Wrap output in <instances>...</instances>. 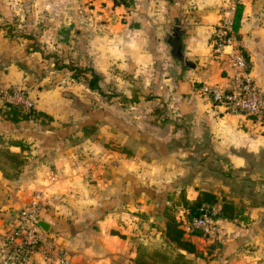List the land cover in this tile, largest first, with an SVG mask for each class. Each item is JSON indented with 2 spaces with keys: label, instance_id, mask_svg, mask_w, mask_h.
Wrapping results in <instances>:
<instances>
[{
  "label": "crops",
  "instance_id": "obj_1",
  "mask_svg": "<svg viewBox=\"0 0 264 264\" xmlns=\"http://www.w3.org/2000/svg\"><path fill=\"white\" fill-rule=\"evenodd\" d=\"M231 3L0 0V90H24L52 118H0V135L28 145L18 178L0 171V249L17 212L39 202L46 238L72 264H131L139 241L164 238L168 206L184 218L176 203L206 190L218 198L211 207L218 233L203 236L183 224L206 264H264V185L230 180L262 179L264 111L225 113L197 93L203 84L227 86L231 47L221 55L213 43ZM241 3L238 47L264 92V0ZM174 30L193 66L167 58L161 41ZM70 63L92 68L101 91L74 78ZM32 68L40 75L30 76ZM124 69L132 76L123 83ZM109 81L114 92L105 95ZM223 201L238 218L218 216ZM29 264L49 263L38 251Z\"/></svg>",
  "mask_w": 264,
  "mask_h": 264
},
{
  "label": "built area",
  "instance_id": "obj_2",
  "mask_svg": "<svg viewBox=\"0 0 264 264\" xmlns=\"http://www.w3.org/2000/svg\"><path fill=\"white\" fill-rule=\"evenodd\" d=\"M82 1L89 6L97 0ZM236 3H241V0H232L231 6L222 10L213 43L214 50L221 55L224 47H231L230 51L226 52L228 68L231 70L227 86L203 84L197 93L212 107L219 108L222 112L261 116L264 111V92L251 75L248 62L238 47L237 34L233 28ZM5 104L21 106L24 110L34 108L33 99L21 89L0 90V106ZM41 210L39 202H32L17 212L12 230L5 236L0 249L5 264H29L32 254L38 251L42 252L43 258L49 264H72L62 250L55 249L38 225ZM212 215L204 213L190 222L182 219L187 230H198L203 236L210 237L218 233V225Z\"/></svg>",
  "mask_w": 264,
  "mask_h": 264
},
{
  "label": "trees",
  "instance_id": "obj_3",
  "mask_svg": "<svg viewBox=\"0 0 264 264\" xmlns=\"http://www.w3.org/2000/svg\"><path fill=\"white\" fill-rule=\"evenodd\" d=\"M129 2L130 0L114 1L117 5L123 4L125 6H128ZM243 8L242 3H236L233 25L236 34L240 27ZM65 67L72 72L74 78H84L91 90L101 91L99 84L101 77L92 68H83L73 63L67 64ZM0 118L13 123L34 120L46 124L52 120L49 115L35 108L24 110L21 106L12 104L0 106ZM92 130L93 126L83 129V131H87L86 133H91ZM13 147L17 148V150H13ZM27 150L28 145L22 140L6 138L0 135V171L4 178L9 180L18 178L22 166L27 160V154L25 153ZM217 200L218 198L214 193L200 190L195 199L188 200L183 197L176 204L182 205L187 210L184 221L190 222L204 213L211 214V207ZM164 216L166 217L162 230L164 238H148L146 243L139 241L136 244V256L131 264H195L193 259L189 258L187 254H194L196 258H204L196 249L195 244L186 236L187 230L183 228L184 221L182 218L175 216L171 206L167 207ZM218 216L223 219L233 220L239 217V211L231 202L223 201ZM212 217L215 218V215H212ZM152 226L155 225L152 224ZM193 232L201 233L198 230H193Z\"/></svg>",
  "mask_w": 264,
  "mask_h": 264
},
{
  "label": "water",
  "instance_id": "obj_4",
  "mask_svg": "<svg viewBox=\"0 0 264 264\" xmlns=\"http://www.w3.org/2000/svg\"><path fill=\"white\" fill-rule=\"evenodd\" d=\"M169 45L171 46L170 54L172 57L176 58L178 61L183 62L187 66H193L192 62L184 57L182 53V43L180 39V33L176 30L172 31V33L169 35V38L167 40ZM261 180H254L250 178H241V179H231V181H237V182H247L252 186L255 185H264V172L262 173ZM153 222L161 223L165 221V218L162 216H153L151 218ZM38 225L44 232H49L50 226L47 222L40 220L38 221ZM201 264H206V262H202Z\"/></svg>",
  "mask_w": 264,
  "mask_h": 264
},
{
  "label": "rangeland",
  "instance_id": "obj_5",
  "mask_svg": "<svg viewBox=\"0 0 264 264\" xmlns=\"http://www.w3.org/2000/svg\"><path fill=\"white\" fill-rule=\"evenodd\" d=\"M161 43L163 44V45H165V52H166V54H167V58L168 57H172L171 56V54H170V49H171V46L169 45V43L167 42V40L165 39V40H162L161 41ZM160 53L162 52V51H159ZM175 61H178L176 58H174V57H172ZM181 63V62H180ZM183 64V63H182ZM43 69H45V68H43ZM30 72H32V74H30V76H32V77H34V76H38V75H40V73H37V72H35L34 70H33V68L32 69H30L29 70ZM121 73V77H122V81H123V83L126 81V80H128L129 78L128 77H130V76H132L131 75V73L129 72V69H124V71H121L120 72ZM128 74H130V75H128ZM141 74V73H140ZM43 77H46V76H43ZM134 80H136L137 79V77H135V78H133ZM102 80V79H101ZM138 81L140 82V83H142L143 82V78H141V76L138 74ZM112 85H113V83H111L110 81L109 82H107V83H105V87L103 88L107 93H105V95H111V94H113V92H114V90L113 89H111V87H112ZM102 89V90H103ZM11 90H13V89H11ZM149 97H153V95H151V96H149ZM176 213H178V215H180V213L177 211V209H176ZM181 218V217H180ZM148 237H150V236H148ZM195 256V255H194ZM190 258V257H189ZM191 259H193V261L195 262V264H196V262L198 261V260H196L197 258L196 257H193V258H191ZM201 260H200V262L202 261V262H204L205 260H207V259H202V258H200ZM201 262V263H202Z\"/></svg>",
  "mask_w": 264,
  "mask_h": 264
}]
</instances>
